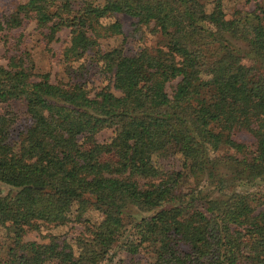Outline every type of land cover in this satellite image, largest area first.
<instances>
[{"label": "trees", "instance_id": "1", "mask_svg": "<svg viewBox=\"0 0 264 264\" xmlns=\"http://www.w3.org/2000/svg\"><path fill=\"white\" fill-rule=\"evenodd\" d=\"M242 1L228 15L222 0H22L0 15V264H264V9ZM115 14L157 46L105 62ZM29 23L46 43L67 29L64 62L91 54L118 94L36 74L11 33ZM38 224L82 230L24 241Z\"/></svg>", "mask_w": 264, "mask_h": 264}, {"label": "rangeland", "instance_id": "2", "mask_svg": "<svg viewBox=\"0 0 264 264\" xmlns=\"http://www.w3.org/2000/svg\"><path fill=\"white\" fill-rule=\"evenodd\" d=\"M22 0H0V15L8 13L17 3ZM242 0H222L225 12L229 15L232 10L241 7ZM256 7L264 9V0H250L245 7L246 11H253ZM118 20L121 24L122 36L112 37L100 41V49L104 52L102 59L113 64L122 54L132 55L142 48H154L157 46L159 38L155 34H149L148 30L141 27L143 40L138 41L137 38L130 36L131 19L125 15L115 14L111 18L101 21L103 24ZM21 32L24 36L22 42L19 43L20 49L25 51L32 61L34 72L36 74H46L52 83L66 82L70 77L78 79L84 83V87L90 94L97 92L103 87H108L114 94H118L111 87L109 75L102 71L99 63L89 54L77 62L67 63L62 59V50L68 41V30H62L55 34L53 41L46 43L42 38L40 31L35 29L33 23H29L23 27L21 31L11 32L16 35ZM8 36V35H7ZM0 39H3L0 36ZM9 39V38H8ZM243 48L242 44H238ZM5 46L0 40V65L5 64L4 59ZM247 59H240V66H249ZM74 71V73H71ZM131 80L138 86H142L146 82V75L139 68L132 69ZM169 91V89H168ZM110 130H102L94 136L95 143L101 147L98 159L97 169L101 172L108 173L111 169V162L114 160L112 151L107 147ZM234 139L239 142L246 143L250 141L249 135L242 131L234 132ZM2 195H9L7 189H2ZM98 220L96 213H92L90 221ZM82 227L76 225H68L66 227L50 228L38 224L36 230H27L23 236L24 241H32L39 244L45 243L49 236H57L59 239H72L81 233ZM84 235V234H83ZM8 242L5 241L3 230H0V257L2 256ZM123 258V255H120ZM46 264H61L57 260H53Z\"/></svg>", "mask_w": 264, "mask_h": 264}]
</instances>
